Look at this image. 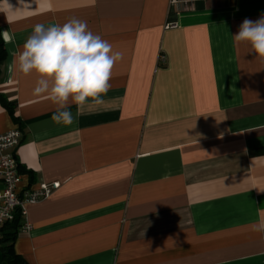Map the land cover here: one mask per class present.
Returning <instances> with one entry per match:
<instances>
[{"label": "crops", "instance_id": "obj_1", "mask_svg": "<svg viewBox=\"0 0 264 264\" xmlns=\"http://www.w3.org/2000/svg\"><path fill=\"white\" fill-rule=\"evenodd\" d=\"M262 14L264 0H0V134L22 133L18 189L59 183L26 206L15 253L27 264H264L253 230L264 62L233 38ZM72 17L124 56L105 103L77 116L70 102L64 125L14 61L36 24Z\"/></svg>", "mask_w": 264, "mask_h": 264}, {"label": "clouds", "instance_id": "obj_2", "mask_svg": "<svg viewBox=\"0 0 264 264\" xmlns=\"http://www.w3.org/2000/svg\"><path fill=\"white\" fill-rule=\"evenodd\" d=\"M233 38L247 43L264 62V14L256 21L246 18ZM123 56L89 30L86 21L72 17L62 25L36 24L14 63L22 74L38 76L33 93L45 95L57 106L52 120L71 125L74 117L67 110L69 103L77 106V116L86 106L103 105L114 67ZM253 230L264 233V220L254 224Z\"/></svg>", "mask_w": 264, "mask_h": 264}, {"label": "built area", "instance_id": "obj_3", "mask_svg": "<svg viewBox=\"0 0 264 264\" xmlns=\"http://www.w3.org/2000/svg\"><path fill=\"white\" fill-rule=\"evenodd\" d=\"M160 61L164 62L163 56ZM21 141L22 133L19 129L0 134V238L4 225L12 222L17 214L22 217L21 228H27L24 221L26 206L48 198L59 187L58 182H37L33 186L18 189L22 175L18 170L14 149Z\"/></svg>", "mask_w": 264, "mask_h": 264}, {"label": "trees", "instance_id": "obj_4", "mask_svg": "<svg viewBox=\"0 0 264 264\" xmlns=\"http://www.w3.org/2000/svg\"><path fill=\"white\" fill-rule=\"evenodd\" d=\"M5 58L6 51L0 34V65L5 61ZM5 104L8 105L9 103L5 102ZM21 225L22 217L17 214L12 222L5 224L2 228L0 253L3 264H27L24 259L14 251V240Z\"/></svg>", "mask_w": 264, "mask_h": 264}]
</instances>
